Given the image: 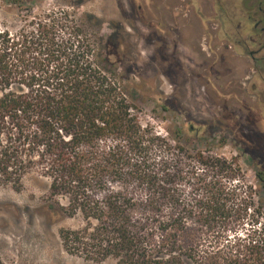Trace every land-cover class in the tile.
I'll return each instance as SVG.
<instances>
[{
	"label": "trees",
	"instance_id": "16d2710c",
	"mask_svg": "<svg viewBox=\"0 0 264 264\" xmlns=\"http://www.w3.org/2000/svg\"><path fill=\"white\" fill-rule=\"evenodd\" d=\"M33 9L17 29L0 22V184L20 189L28 172L39 171L57 206L83 219L80 228L60 230L64 247L89 259L264 264L263 211L251 186L239 190V159L191 151L180 131L173 142L143 126L110 55L68 11ZM257 176L264 182V171ZM133 184L146 186V201L131 196ZM162 201L171 212L156 235L135 213L142 205L161 211ZM246 219V237L234 242L180 245L178 232L192 222L220 234Z\"/></svg>",
	"mask_w": 264,
	"mask_h": 264
},
{
	"label": "rangeland",
	"instance_id": "374dc122",
	"mask_svg": "<svg viewBox=\"0 0 264 264\" xmlns=\"http://www.w3.org/2000/svg\"><path fill=\"white\" fill-rule=\"evenodd\" d=\"M241 1L0 0V22L14 30L30 7L33 15L41 8L68 11L98 50L110 55L143 126L173 142L180 131L181 144L191 151L239 159L245 181L239 190L245 195L247 185L253 188L264 223V182L257 176L264 171V46L259 45L264 44V16L254 25L255 14L245 12ZM49 183L32 170L20 189L0 184L2 264H120L113 256L94 260L66 250L60 230L80 228L83 219L57 206ZM145 187L128 186L138 202L146 201ZM183 190L188 197L192 188ZM160 209L142 205L135 218L149 219L158 235L159 221L171 212L164 201ZM247 221L220 234L192 222L178 232L179 242L198 250H208L217 239L234 242L246 237Z\"/></svg>",
	"mask_w": 264,
	"mask_h": 264
},
{
	"label": "flooded vegetation",
	"instance_id": "af4514ba",
	"mask_svg": "<svg viewBox=\"0 0 264 264\" xmlns=\"http://www.w3.org/2000/svg\"><path fill=\"white\" fill-rule=\"evenodd\" d=\"M241 4H242L243 10H245V12L252 13V15H253V13L255 14L254 15L255 18L251 17L253 19L254 25H256V24L258 25L262 22L263 16H264V0H242ZM246 6H248V10L245 8ZM262 32L264 34V27L262 28ZM259 45L264 46V44L262 45V42H260ZM247 48H248V46H247ZM253 54H254V51L250 50L249 55H253Z\"/></svg>",
	"mask_w": 264,
	"mask_h": 264
}]
</instances>
